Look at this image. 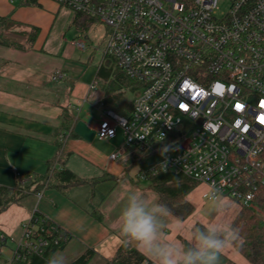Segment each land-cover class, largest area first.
<instances>
[{
	"label": "built area",
	"instance_id": "built-area-1",
	"mask_svg": "<svg viewBox=\"0 0 264 264\" xmlns=\"http://www.w3.org/2000/svg\"><path fill=\"white\" fill-rule=\"evenodd\" d=\"M53 1L108 26L105 56L133 82L130 114L107 110L99 126L101 139L124 132L111 158L159 152L156 170L252 206L264 187V0H228L225 11L219 0ZM68 239L34 212L14 256Z\"/></svg>",
	"mask_w": 264,
	"mask_h": 264
},
{
	"label": "crops",
	"instance_id": "crops-1",
	"mask_svg": "<svg viewBox=\"0 0 264 264\" xmlns=\"http://www.w3.org/2000/svg\"><path fill=\"white\" fill-rule=\"evenodd\" d=\"M0 15L16 22L6 32L23 45L0 44V185H15L18 175L28 172L47 171V161L57 155L56 131L65 107L75 114L73 133L64 144V152L69 153L66 165L80 177L104 178L94 190L89 185L67 193L49 188L10 205L0 213V253L5 259L14 256L23 224L38 212L68 234L59 252L73 247L75 259L86 248H94L103 259H111L125 239L115 221L99 220L92 211L114 192L124 194L125 174L135 152L124 148L111 158L124 146L121 128L110 139L98 135L106 111L112 110L104 104L106 92L97 78L105 63L95 65L93 53L84 55L75 43L95 24L87 31L72 26L74 12L53 0H0ZM34 27L38 35L30 44L27 34ZM72 30L77 33L74 37ZM85 39H90L88 34ZM107 67L116 66L112 61ZM222 257L221 264H252L233 248Z\"/></svg>",
	"mask_w": 264,
	"mask_h": 264
},
{
	"label": "trees",
	"instance_id": "trees-1",
	"mask_svg": "<svg viewBox=\"0 0 264 264\" xmlns=\"http://www.w3.org/2000/svg\"><path fill=\"white\" fill-rule=\"evenodd\" d=\"M30 2L35 3L36 0H30ZM96 22L97 20L91 16L74 12L71 25L81 31H87ZM15 24L16 22L11 18L0 15V44L23 47V45L19 44L20 39L16 35L6 32ZM37 35L38 28H32L27 34V42L33 44ZM115 66L114 68H109L103 65L99 69L97 78L99 81H103L101 85L106 92L103 101L106 107L117 111L121 115H129L132 109V102L130 97L125 94V91L121 90L125 86L133 90L131 88L133 82L124 74L120 67L116 64ZM61 120V126L56 131L57 155L47 161V171L45 173L28 172L18 175L15 185L1 184L0 213L10 205L20 202L31 193H42L49 188H56L63 193H67L71 188L83 185H89L94 190L104 180L103 177H80L66 165L69 153L64 152V144L66 137H71L75 122V114L70 111L69 107L63 109ZM160 161L161 154L150 151L145 153L142 158L135 159L132 165L138 167L136 175L139 180L146 178L148 181L147 185L159 194L160 202L167 205L171 214L183 220L195 210L194 205L186 200V197L196 188L198 182L183 174L156 170ZM132 165L127 171L131 170ZM92 214L99 220L103 219L99 207H95ZM35 215L45 220L42 214L35 212ZM232 223L240 229L244 238L243 245L235 247V249L250 263L264 264V187L258 191L253 205H244ZM196 226L204 225L197 223ZM62 232H64L63 229ZM66 243H53L43 254L22 251L20 252V257L15 255L11 259H5L0 253V264H45L47 258L51 254L64 249ZM95 255H98L96 249L86 248L84 253L69 261L68 264H89ZM104 264H151V262L133 245L124 242L118 247L111 259L104 260Z\"/></svg>",
	"mask_w": 264,
	"mask_h": 264
},
{
	"label": "clouds",
	"instance_id": "clouds-1",
	"mask_svg": "<svg viewBox=\"0 0 264 264\" xmlns=\"http://www.w3.org/2000/svg\"><path fill=\"white\" fill-rule=\"evenodd\" d=\"M207 199L221 219L191 230L190 242L179 243L166 237L172 230L170 210L156 196L129 188L115 216L117 230L125 242L133 245L151 264H220L228 250L242 246L240 229L227 220L230 205L218 189L210 186ZM45 264H68L63 252L51 254Z\"/></svg>",
	"mask_w": 264,
	"mask_h": 264
},
{
	"label": "rangeland",
	"instance_id": "rangeland-1",
	"mask_svg": "<svg viewBox=\"0 0 264 264\" xmlns=\"http://www.w3.org/2000/svg\"><path fill=\"white\" fill-rule=\"evenodd\" d=\"M219 2H220L221 11H225L228 6V0H219ZM70 34L72 37L77 35L75 30H72ZM86 34L89 35L90 37L89 40L85 39ZM107 40H108V26H106V24L103 22L97 21L95 25L91 28V30L84 32V34H81L80 37H77L75 43L77 41H85L87 44L86 49L77 46L80 52L83 53L84 55H86V53H93V57H95V62H94L95 65L97 63L98 66L102 62L105 63V66L107 67V65L110 62H112V59L110 57L103 56L104 55L103 51L105 49ZM125 93H127V96H129L130 99H132V97L134 96L133 91L126 87H125ZM142 156L144 155L137 152L135 153L134 159L142 158ZM132 164L133 162L131 163V165ZM137 172H138V167L134 165H132L130 171L126 172L125 191H127L129 188H134L136 190L145 192L149 196H156L159 198L160 201L159 194L155 192L153 189H151L150 186L147 185L148 181L146 178L139 180V177L136 175ZM205 192H208V186L204 183L198 182L196 188L190 194L187 195L186 200L190 201L194 205L195 210L193 211V213H191V215H189L185 219L181 220L170 213L168 220L170 221L172 230L168 233L166 237L168 240L175 241L177 243L180 242L177 241V239L184 242L186 241L190 242L191 230L196 226L197 223H201L204 226H206L211 222H217L221 219L219 216H216L214 214L211 200L204 197ZM123 195L124 194L119 191L114 192L112 195L109 196V199L102 204V206H98L101 211V214L107 221L110 222L115 221V216L118 213L119 204ZM224 198L227 200V202L230 205V211L226 218L229 222L232 223L244 205L230 197H224ZM124 242L125 240L122 243ZM233 249L235 250V247ZM62 252L67 257L68 262L77 256V254H75V250L73 247H68L66 250ZM221 258L223 257L221 256ZM221 258H220V264L223 261V259ZM104 260L105 259H103L98 254L92 258L89 264H104Z\"/></svg>",
	"mask_w": 264,
	"mask_h": 264
},
{
	"label": "snow or ice",
	"instance_id": "snow-or-ice-1",
	"mask_svg": "<svg viewBox=\"0 0 264 264\" xmlns=\"http://www.w3.org/2000/svg\"><path fill=\"white\" fill-rule=\"evenodd\" d=\"M239 107V106H238ZM261 122L264 123V118L261 119Z\"/></svg>",
	"mask_w": 264,
	"mask_h": 264
}]
</instances>
